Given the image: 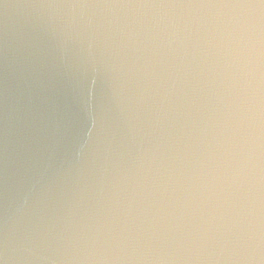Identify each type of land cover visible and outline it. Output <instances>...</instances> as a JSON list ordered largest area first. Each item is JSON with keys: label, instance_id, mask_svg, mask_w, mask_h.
<instances>
[{"label": "water", "instance_id": "95a60500", "mask_svg": "<svg viewBox=\"0 0 264 264\" xmlns=\"http://www.w3.org/2000/svg\"><path fill=\"white\" fill-rule=\"evenodd\" d=\"M0 264H264V0H0Z\"/></svg>", "mask_w": 264, "mask_h": 264}, {"label": "clouds", "instance_id": "9594fccd", "mask_svg": "<svg viewBox=\"0 0 264 264\" xmlns=\"http://www.w3.org/2000/svg\"><path fill=\"white\" fill-rule=\"evenodd\" d=\"M200 239L199 237L189 241V247H177L174 251L182 252L187 254L190 258H194L195 256L199 255L203 249L201 246L196 245V240Z\"/></svg>", "mask_w": 264, "mask_h": 264}]
</instances>
